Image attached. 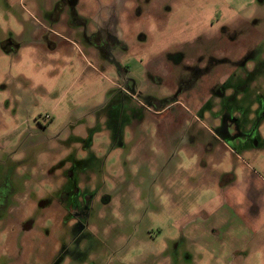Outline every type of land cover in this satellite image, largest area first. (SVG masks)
Instances as JSON below:
<instances>
[{
    "label": "rangeland",
    "instance_id": "obj_1",
    "mask_svg": "<svg viewBox=\"0 0 264 264\" xmlns=\"http://www.w3.org/2000/svg\"><path fill=\"white\" fill-rule=\"evenodd\" d=\"M61 1L0 0V162L67 199L0 264H264V0Z\"/></svg>",
    "mask_w": 264,
    "mask_h": 264
},
{
    "label": "flooded vegetation",
    "instance_id": "obj_2",
    "mask_svg": "<svg viewBox=\"0 0 264 264\" xmlns=\"http://www.w3.org/2000/svg\"><path fill=\"white\" fill-rule=\"evenodd\" d=\"M76 4L77 0H62L57 5V9L55 11L56 13L54 15H51L53 23H57L59 25L64 24L67 32L74 33L75 30H77L74 20L77 22L78 19L74 17L75 15L71 11L65 14L64 9L66 8L69 10H73ZM78 23H81L80 26ZM78 23L76 24H78L82 31L87 30L88 21L85 22V20L80 19ZM95 29L97 31L100 29L99 24H96ZM49 33L50 34L47 38L50 37V40H52V38L54 37L57 38V34L54 31H49ZM86 40L90 42L91 45L93 44L95 47H97H92V52H99L103 56H107L110 61L113 60V62L115 63L114 53H116V48L121 46V42L118 39L112 38L110 33L108 32L103 38V41L99 43L101 38L99 36V33L97 32L96 34H92L90 38L89 36H86ZM245 60H248L247 56ZM233 65L234 67L232 68V70H236L237 67L240 66L239 61H235ZM235 70L231 72L235 73ZM118 72L119 74L123 75L126 72V69L119 66ZM219 77L221 78L220 74ZM229 77L231 76L229 75L228 78ZM216 87H219V85ZM219 89H221V87L216 89V91L214 92L215 95L222 93V91H219ZM11 181V170L6 166L5 161L3 160L0 162V229L4 232V234L2 235V248L7 251L10 245H14L15 243L18 244L21 240L25 239L27 233H29L31 230L30 224L36 220H40L42 218L41 213L47 212L46 209L49 210L50 216L61 217L64 213L63 209L65 210V203L67 201L65 196L63 198L60 197V199H56L54 201L55 208L51 207L52 203L43 201L40 202L31 212L29 207H27L26 210L24 209V206L26 203L31 202V197L34 194L28 193L27 191H19V189L14 187L13 182ZM74 192L78 193V190L76 189ZM21 203H24L23 208L20 207L22 205ZM16 223H19V227L21 228V230H16Z\"/></svg>",
    "mask_w": 264,
    "mask_h": 264
}]
</instances>
